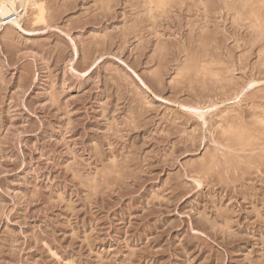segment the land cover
Returning <instances> with one entry per match:
<instances>
[{
	"label": "rangeland",
	"instance_id": "1",
	"mask_svg": "<svg viewBox=\"0 0 264 264\" xmlns=\"http://www.w3.org/2000/svg\"><path fill=\"white\" fill-rule=\"evenodd\" d=\"M0 264H264V0H0Z\"/></svg>",
	"mask_w": 264,
	"mask_h": 264
},
{
	"label": "bare ground",
	"instance_id": "2",
	"mask_svg": "<svg viewBox=\"0 0 264 264\" xmlns=\"http://www.w3.org/2000/svg\"><path fill=\"white\" fill-rule=\"evenodd\" d=\"M29 1V0H28ZM30 1H32V0H30ZM7 3H8V1H7ZM11 3V2H10ZM25 3V2H24ZM11 7V6H10ZM25 8V7H24ZM40 6H38V10H40ZM12 10H14V8L12 9ZM16 10V9H15ZM14 10V11H15ZM16 12V11H15ZM37 12H40L39 14H38V16H37V18H39V16H41L42 15V8H41V10L40 11H37ZM24 14V13H23ZM244 144V143H243Z\"/></svg>",
	"mask_w": 264,
	"mask_h": 264
}]
</instances>
